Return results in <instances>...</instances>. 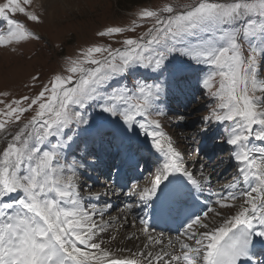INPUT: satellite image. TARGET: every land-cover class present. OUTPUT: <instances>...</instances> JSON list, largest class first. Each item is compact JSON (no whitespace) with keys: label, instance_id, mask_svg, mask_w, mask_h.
<instances>
[{"label":"snow or ice","instance_id":"snow-or-ice-1","mask_svg":"<svg viewBox=\"0 0 264 264\" xmlns=\"http://www.w3.org/2000/svg\"><path fill=\"white\" fill-rule=\"evenodd\" d=\"M31 4L0 5V49L42 39L9 15L43 23ZM96 36L109 42L68 56L37 94L0 99V264H253L264 256V0H149L128 25ZM200 99L191 113L179 110ZM165 105L179 121L207 112L194 123L205 135L214 126L235 168L223 190H213L204 167L191 170L158 118L168 114ZM140 132L158 163L149 186L127 193L137 203L125 211L142 209L146 250H113L106 246L119 233L110 232L113 221L123 227L128 216L112 217L110 202L98 207L91 193L86 198L81 169L99 167L89 161L99 158L97 143L115 153L109 173L136 164ZM167 221L177 225L174 238L153 233Z\"/></svg>","mask_w":264,"mask_h":264},{"label":"rangeland","instance_id":"rangeland-1","mask_svg":"<svg viewBox=\"0 0 264 264\" xmlns=\"http://www.w3.org/2000/svg\"><path fill=\"white\" fill-rule=\"evenodd\" d=\"M52 1L49 8L39 5V3H36V0H32L30 7L25 6L42 17L43 23L40 24L29 22L20 13H9L11 18L24 22L30 29L39 34L42 39L15 46V51L11 48L0 49V93H9L8 97L0 96V99L7 101L23 95L37 94L52 74L62 71L63 62L68 56L75 55L81 47L87 46L90 43L109 42L107 38L101 39L96 36L99 30L108 26L128 25L135 18V12L141 6L149 3V0ZM167 2H177V0H151L153 6H159ZM178 2L190 3L191 0H178ZM4 3H7V0H0V5ZM0 28L6 30V23L2 20H0ZM143 30L145 29H138L136 34H139ZM129 35L135 34L130 33ZM114 39H122V37ZM33 75L39 76L40 80L33 82L31 79ZM33 83L36 84L35 88L32 87ZM203 103L204 101L200 99L198 104L191 105L187 109L180 108L179 110L191 113L194 107H201ZM176 106L175 102H172V107ZM3 107L4 105H0V108ZM164 108L168 114L158 118L161 119L165 131L173 138L178 149L184 153L188 164L191 165V168H195L193 172L199 175L196 170L204 167L206 173H211L213 189L223 190L227 184L232 182L235 168L230 165V153L221 150V143L218 137L214 139L216 136V132L212 130L214 126H211L209 133L205 135L201 131V124L194 123L207 115V112H197L191 115L190 119L179 121L172 112L168 111L167 105ZM134 143L135 141H133ZM203 143L206 144V153H202V150L200 151ZM102 150L101 146L97 143L95 151L101 153ZM208 151H210V155L212 156L207 154ZM94 160L92 157L89 158V161L92 163ZM221 160L224 161V164L217 168ZM94 163L98 165L97 159ZM139 163L140 165L143 164L146 173H150L156 164L155 161L152 162L151 155L146 156L143 151L141 152V157H139ZM213 168H216L215 172H212ZM81 171L85 172V169H81ZM85 176H81L80 178L81 183L87 185L83 190L84 196L87 197L89 193L98 194L99 192L95 191L96 188L89 187L88 183H90V179L88 181V178L85 179ZM152 178L153 175L143 177L144 184L141 186H149ZM100 191L102 193L103 190ZM103 200L105 199L103 198ZM134 202L130 203L133 204ZM96 204L98 205V203ZM124 207H119V209L111 213V216L114 217L117 211L125 212L126 208ZM127 227L130 230L132 229V226ZM138 227H141V225L139 224ZM130 241L134 242L132 239Z\"/></svg>","mask_w":264,"mask_h":264},{"label":"bare ground","instance_id":"bare-ground-1","mask_svg":"<svg viewBox=\"0 0 264 264\" xmlns=\"http://www.w3.org/2000/svg\"><path fill=\"white\" fill-rule=\"evenodd\" d=\"M52 2H53L52 0H36V3H39V5L45 6L46 8L51 7V3ZM138 138L142 142L143 145H139L137 147H143L144 146L156 158V156L153 154L154 153V149L151 148V140H150V138L145 137V135L143 134V132H140ZM134 151H135L136 161H137L139 159V156H138L137 151L135 150V146H134ZM110 159H111V156H109L108 153L103 152L102 153V156L99 157V158H97L98 165L100 166V168L98 167L95 171H93L91 169H86V170H88V171H85L87 173L86 174V177L88 178V180L90 179L89 177H94L93 180H92V183L99 182L100 181V180H98L99 175L97 177V176H95V174H103V168H102V171H101V161L103 160L107 164V162ZM137 167L138 166H137V163H136V164H133L131 166H129V165H123L119 169H116V168L113 169L112 172H113V175L114 176H113V178L111 180H109L108 183H110V184L105 187V192H106L105 197H103V196L100 195V194H103V192L100 193L101 191L99 190V191H97V192H99L98 194L91 193V195H92V201L91 202L92 203H95V204L98 203V205L96 204L98 207H102L103 204L106 201L107 202H111V200L113 199V197H111L110 195H108V192L110 194H112V192H113L112 191V189H113V183L114 182H117L118 183L119 181H121V178L118 179V175L121 172V169L128 168L130 171L133 172V171H135V169ZM191 170L194 171L195 168L193 167V168H191ZM145 175H148V174H145ZM135 176H137V178L130 177V181H132L133 183H136V182H138L140 180L137 173H136ZM101 181L103 183L106 182L104 180H101ZM89 185L91 187V184L90 183H89ZM143 187H145V186H142V188ZM135 188H137V187H135ZM88 195L89 194H87V197H88ZM207 195H208V193L205 192L204 193V196H207ZM204 196H202L203 199H204ZM129 197H133V196H128V195L124 196V199H123L124 200L123 205L125 206L124 208H126L127 205L129 204L127 202ZM103 198L105 200H103ZM116 198H118V197L116 196ZM209 202H211V198H209ZM116 203H117L116 200H114V203L111 202V204L113 205V208L110 210L111 213L112 212H115V210L119 209V207L116 206L117 205ZM136 203H137V199L135 200V203L134 204H136ZM125 215L128 216V220H127V222H125L123 224V227L120 226V221L119 220H114L113 221V226L110 229V232H113L114 233L115 230L117 228H119V233L117 234V240L112 241L110 244H107L106 246L109 247V248H111V249H113V250H116V249H127V250H130L131 252H135V251H138V250H146V249H144V244L147 243V240L143 236V234L139 231L140 227H138L139 224H140L139 223V215H142V216L144 215L142 209L141 208H138V207H135L133 209V212L131 214L127 213L126 211L125 212H123V211H121V212L120 211H117V213L115 214L114 217H121L122 218ZM133 216L136 217L135 220H133ZM105 219H108V216L107 215L105 216ZM127 226H132L131 227L132 229L131 230L128 229ZM153 233H157V231L153 230ZM129 236H132L133 237L132 240L134 242H131L130 241L131 239H128ZM136 237H139V239H137ZM164 237H165V239H167L168 237H173L174 238L175 236H170V235L164 234ZM104 239L105 240H108V234H105ZM158 248H159V246H154L151 250L155 251V250H158ZM116 254H117V256L125 257V256L130 255V252L129 251H119Z\"/></svg>","mask_w":264,"mask_h":264}]
</instances>
